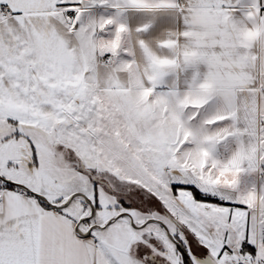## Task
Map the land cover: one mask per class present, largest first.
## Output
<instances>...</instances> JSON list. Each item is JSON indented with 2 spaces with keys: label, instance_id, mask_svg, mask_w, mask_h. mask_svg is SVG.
<instances>
[{
  "label": "snow or ice",
  "instance_id": "1",
  "mask_svg": "<svg viewBox=\"0 0 264 264\" xmlns=\"http://www.w3.org/2000/svg\"><path fill=\"white\" fill-rule=\"evenodd\" d=\"M0 264H264V0H0Z\"/></svg>",
  "mask_w": 264,
  "mask_h": 264
}]
</instances>
